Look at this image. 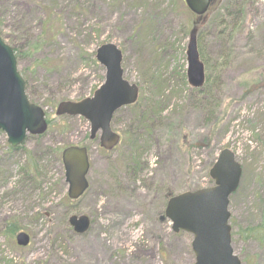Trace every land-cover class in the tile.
<instances>
[{
  "label": "rangeland",
  "instance_id": "rangeland-1",
  "mask_svg": "<svg viewBox=\"0 0 264 264\" xmlns=\"http://www.w3.org/2000/svg\"><path fill=\"white\" fill-rule=\"evenodd\" d=\"M237 1L214 0L196 17L182 0H0V37L21 55L27 98L52 122L17 150L0 131V264H193L192 236L173 233L163 211L168 196L212 185L208 170L224 148L242 166L228 203L231 247L241 264H264V239L253 237L264 233V0H251L235 18L224 7ZM192 30L204 93L181 76ZM33 42L39 46L28 55ZM103 43L121 50L123 78L144 91L136 107L114 113L119 142L109 150L98 135L88 138L84 118L55 115L58 102L90 97L102 84L94 53ZM154 72L161 93L149 88ZM135 128L132 150L123 132ZM69 145L85 146L89 163L88 188L74 201L60 161ZM33 162L35 187L22 172ZM73 215L89 218L85 232L72 231ZM19 232L28 234L26 246L15 243Z\"/></svg>",
  "mask_w": 264,
  "mask_h": 264
},
{
  "label": "water",
  "instance_id": "water-1",
  "mask_svg": "<svg viewBox=\"0 0 264 264\" xmlns=\"http://www.w3.org/2000/svg\"><path fill=\"white\" fill-rule=\"evenodd\" d=\"M195 15L202 16L213 0H183ZM194 30L187 47V82L198 88L204 80L203 65L199 60ZM95 60L104 68V81L90 97L78 101H60L56 116H80L89 123V139L99 133V145L112 149L119 141L110 127L115 111L137 101L138 87L123 78L122 53L113 43L101 44L95 50ZM47 124L43 109L29 102L24 81L17 71L13 50L0 38V131L7 143L15 148L26 136H39ZM67 197L74 201L88 187L86 174L89 168L85 147L67 146L61 151ZM212 186L184 191L170 197L164 209V217L171 223L174 233L186 232L192 236L190 243L194 255L193 264H240L231 247V228L228 223L229 196L240 181L241 165L230 149H222L208 171ZM73 232L81 234L90 224L85 215L68 219ZM16 244L26 246L29 237L19 232Z\"/></svg>",
  "mask_w": 264,
  "mask_h": 264
},
{
  "label": "trees",
  "instance_id": "trees-1",
  "mask_svg": "<svg viewBox=\"0 0 264 264\" xmlns=\"http://www.w3.org/2000/svg\"><path fill=\"white\" fill-rule=\"evenodd\" d=\"M251 2V0H238L237 1V3L235 4V5H233L232 7L230 6V5H227L226 7H224V9H226V11H230L231 10V12L229 13L230 14V16H232V17H237L238 15H239V13L240 12H242L241 11V9L243 8V6L245 5V4H248V3H250ZM145 3H146V0H145ZM146 5V4H145ZM149 6H150V4H149ZM230 9V10H229ZM223 16H225V15H223V14H221V17H223ZM220 17V18H221ZM151 22V21H150ZM149 22V26H148V28H149V32L151 31V30H154L153 29V26H152V24ZM223 23V22H222ZM232 26H234V25H232ZM144 27H143V25H141V26H138L137 27V30H141V29H143ZM47 30V29H46ZM223 32V31H222ZM134 36H135V39H137V43H143L144 42V40H143V38L145 37V34L143 35V34H138V31H136V33L134 34ZM39 46V43L38 42H33L32 44H31V49L27 52V54L28 55H33V50H36L37 49V47ZM198 48V53H199V56H200V59H201V51H200V48L199 47H197ZM13 49V51H14V53H15V58H16V60L21 56L20 55V53H17L16 52V50L14 49V48H12ZM157 53V51L155 52L154 51V53L153 54H156ZM92 62L93 63H95L94 62V60L92 59ZM182 76V78L184 79V77H185V74H182L181 75ZM25 82V81H24ZM207 78H204V82H203V85L200 87V88H198V93H204L205 91V86L207 85ZM214 83V82H213ZM148 84H149V88H150V85H151V87L152 88H150V89H154V87L156 88V90L158 91V93H161L162 91H163V88H164V86H163V83H162V79H161V77H160V75H158L156 72H154V73H151V78H150V80H149V82H148ZM138 86H139V88H140V91L142 92L143 91V86L141 85V84H138ZM209 86V85H208ZM144 92V91H143ZM139 100L140 99H138V103H139ZM138 103L136 104H133V107H136L137 105H138ZM156 111V108H153L152 109V112H155ZM148 114L149 113H146V112H144V113H141L140 115H139V117H140V119L142 118V119H144V117L146 118V116L148 117ZM141 122H140V124L139 125H141L142 126V129L144 130V131H146V132H149V130L151 131V128H150V126L148 125V127L146 126V124L145 123H143L142 122V120H140ZM147 121L148 122H151L150 121V119H147ZM46 122H47V129L49 128V127H51L50 125H51V121L49 120V119H47L46 118ZM138 125V127L137 128H139L140 126ZM137 128H135V129H133L132 131L130 130V129H125V131L123 132L126 136H128V137H131L132 136V134H135V131H136V129ZM141 128V127H140ZM131 140H132V142L130 143V148L132 149V150H134L135 148H136V146L134 145V142H133V136H132V138H131ZM19 148H21V147H17V148H15L14 150H17V149H19ZM55 156H57V155H59V151L58 152H55V154H54ZM131 155H135V153L134 154H131ZM131 155H130V158H129V160L131 161V163H132V165H134L135 167H136V159H138V157H132L131 158ZM52 156V155H51ZM51 156H48V158H50ZM59 158V157H58ZM30 160V159H29ZM22 172H23V174H24V177L28 180V181H30V183L33 185V187H35V186H37L38 185V178H39V176H40V173H39V171H38V167H37V165L35 164V162H33V163H28V164H26L23 168H22ZM236 192V191H235ZM234 192V193H235ZM233 193V194H234ZM232 194V195H233ZM231 195V196H232ZM230 196V197H231ZM169 197H171V195L170 196H168V198ZM261 227H257L256 228V230H259ZM15 229H16V226L14 225V224H10L8 227H7V231H8V233H9V235L10 234H13L14 233V231H15ZM254 238H257V239H259V240H263L264 239V233H262V234H255L254 236H253Z\"/></svg>",
  "mask_w": 264,
  "mask_h": 264
}]
</instances>
